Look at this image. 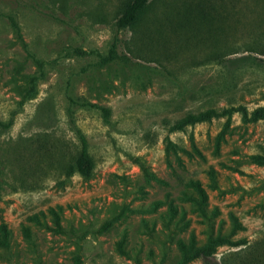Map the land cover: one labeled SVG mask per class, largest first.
Listing matches in <instances>:
<instances>
[{
  "label": "rangeland",
  "instance_id": "rangeland-1",
  "mask_svg": "<svg viewBox=\"0 0 264 264\" xmlns=\"http://www.w3.org/2000/svg\"><path fill=\"white\" fill-rule=\"evenodd\" d=\"M131 1L0 0V264H264V0Z\"/></svg>",
  "mask_w": 264,
  "mask_h": 264
},
{
  "label": "trees",
  "instance_id": "trees-1",
  "mask_svg": "<svg viewBox=\"0 0 264 264\" xmlns=\"http://www.w3.org/2000/svg\"><path fill=\"white\" fill-rule=\"evenodd\" d=\"M150 0H132L126 7L124 13L121 15L118 21V25L120 28H127L133 25L138 19L142 11L147 7ZM220 64H225V62H219ZM92 108L100 109L103 112L104 117L107 119L109 117V110L106 108H100L95 105L88 104ZM218 112L216 110H208L207 112H203L198 116H189L188 118L184 119L177 127L181 129L184 125L189 123H196L201 122L212 117L218 116ZM71 124L75 128L76 135L81 143L82 158L88 160L89 153H88V141L82 131L77 127L76 123L72 120ZM14 125V117L10 118V120L6 123H1L0 126L3 129H10ZM189 186L192 187L202 199V201L206 200V194L203 188L200 186L199 182L192 181L189 183ZM187 195V194H185ZM187 199H193V196H187ZM164 204V201L156 202L155 207ZM168 204V212L170 219H174L178 215V209L174 205L172 201ZM24 235L27 238H31V233L28 228L24 229ZM12 241V231L6 226L2 225L0 227V248H9ZM226 240L222 237L217 238H210L208 245L205 248H198L194 243L187 245L184 242L180 243V248L182 252V259L179 264H189L191 261L198 259V258H208L211 251L213 250L214 246L218 243H224ZM259 263H262L260 259H258Z\"/></svg>",
  "mask_w": 264,
  "mask_h": 264
}]
</instances>
